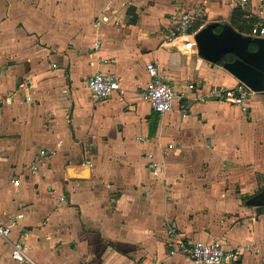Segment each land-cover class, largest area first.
Wrapping results in <instances>:
<instances>
[{"label": "crops", "instance_id": "1", "mask_svg": "<svg viewBox=\"0 0 264 264\" xmlns=\"http://www.w3.org/2000/svg\"><path fill=\"white\" fill-rule=\"evenodd\" d=\"M262 6L251 0L247 11L264 26ZM235 7L0 0V222L10 227L0 264H25L10 258L16 240L36 264H194L167 255L173 235L247 244L240 264H264V206L246 204L264 190V91L246 115L193 101L238 81L196 48L168 42L170 14L193 12L195 31L217 23L237 32ZM149 62L176 94L164 115L141 97ZM97 72L116 76L119 91L92 103L86 79ZM149 152L163 159L165 180L151 176Z\"/></svg>", "mask_w": 264, "mask_h": 264}, {"label": "built area", "instance_id": "2", "mask_svg": "<svg viewBox=\"0 0 264 264\" xmlns=\"http://www.w3.org/2000/svg\"><path fill=\"white\" fill-rule=\"evenodd\" d=\"M234 6L245 11V19L254 17V13L247 11L251 0H226ZM259 14L264 13V6L258 9ZM171 28L168 33V42L173 43L180 40L183 48H196L193 30L195 15L193 12L177 11L169 16ZM259 29L258 36L256 31ZM250 37H260L264 39V26L260 21L251 29ZM98 42L95 43V46ZM147 83L141 91V97L146 101L151 110L159 115H164L172 109L176 94L171 84L165 80L158 67L152 63H146ZM86 86L89 91V100L92 103H99L110 97L114 92L119 91V79L109 73L97 72L86 79ZM29 81H24L21 89L28 91ZM254 92L245 84L237 82L232 87L216 86L211 87L206 94L197 95L193 101L204 102L206 99L217 100L236 108L242 114L249 113V100ZM9 101V100H8ZM29 102V97H26ZM184 113L182 117H185ZM173 143H167L166 149H172ZM160 148V146H159ZM46 151L40 150L39 156H46ZM149 172L156 179L165 180V167L162 158L156 157L152 152L146 154ZM32 175L38 173L37 162L29 167ZM10 183L17 184V179H11ZM10 234V227L0 222V237L7 239ZM22 234V233H21ZM171 234V233H170ZM173 234V233H172ZM249 249L247 244L238 245L232 248L225 247L220 240L204 242L199 240H186L176 235L170 237L167 245V255H182L194 264H240L242 256ZM28 247L21 241L16 240L10 245V258L16 263L36 264L29 256Z\"/></svg>", "mask_w": 264, "mask_h": 264}, {"label": "water", "instance_id": "3", "mask_svg": "<svg viewBox=\"0 0 264 264\" xmlns=\"http://www.w3.org/2000/svg\"><path fill=\"white\" fill-rule=\"evenodd\" d=\"M258 34L259 29L256 31ZM194 42L202 59L220 65L254 93L264 91L263 38L242 35L228 25L209 23L196 32ZM228 57L231 59L227 60ZM246 204L264 206V190L249 197Z\"/></svg>", "mask_w": 264, "mask_h": 264}, {"label": "trees", "instance_id": "4", "mask_svg": "<svg viewBox=\"0 0 264 264\" xmlns=\"http://www.w3.org/2000/svg\"><path fill=\"white\" fill-rule=\"evenodd\" d=\"M236 11L235 14H233V18L235 19L236 17V26L238 27V33L242 35L249 36V33L251 32V29L256 25L257 21L256 19L250 18V19H245V11L235 7ZM227 60H230L231 57L226 58ZM155 113V112H154ZM245 200V198H242Z\"/></svg>", "mask_w": 264, "mask_h": 264}, {"label": "rangeland", "instance_id": "5", "mask_svg": "<svg viewBox=\"0 0 264 264\" xmlns=\"http://www.w3.org/2000/svg\"><path fill=\"white\" fill-rule=\"evenodd\" d=\"M232 24H233L234 28L238 31V27L236 26V23L234 22Z\"/></svg>", "mask_w": 264, "mask_h": 264}]
</instances>
